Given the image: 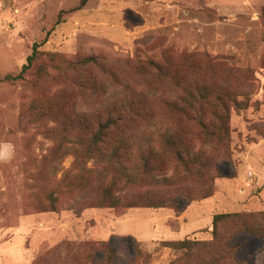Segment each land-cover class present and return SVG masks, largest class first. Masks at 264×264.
Segmentation results:
<instances>
[{
	"label": "rangeland",
	"instance_id": "1",
	"mask_svg": "<svg viewBox=\"0 0 264 264\" xmlns=\"http://www.w3.org/2000/svg\"><path fill=\"white\" fill-rule=\"evenodd\" d=\"M80 2L0 0V79L17 75L37 44L39 51L67 58L98 57L106 72L97 78L112 91L127 86L145 94L156 122L164 117L162 101L193 85L249 98L247 107L230 113L227 148L217 155L208 151L213 195L183 212L92 208V189L62 195L55 212H44L41 204L57 181L75 172L74 158H62L56 173L45 164L53 147L45 131L53 124L33 122L31 102L58 97L61 79L31 74L24 83H0V264H70L71 257L86 258L84 246L110 239L116 264H130L129 244L118 240L125 237L142 244L146 264H167L172 253L161 242L208 239L214 214L264 212V0ZM149 60L162 75L148 67ZM99 72L91 69L93 76ZM69 91L67 106L74 102L81 110L103 96L101 88ZM136 128L138 144L154 143L148 121ZM189 131L197 150L202 140L195 128ZM3 145L10 146L6 156ZM239 242L241 260L264 264L263 240L243 235Z\"/></svg>",
	"mask_w": 264,
	"mask_h": 264
},
{
	"label": "trees",
	"instance_id": "2",
	"mask_svg": "<svg viewBox=\"0 0 264 264\" xmlns=\"http://www.w3.org/2000/svg\"><path fill=\"white\" fill-rule=\"evenodd\" d=\"M86 1L81 0L80 6ZM39 47L34 44L27 63L17 75H6L0 83H24L31 74L38 78L52 73L61 79L58 97L52 94L31 102L32 121L53 124L45 131L53 142L45 164L56 173L61 170L62 158L68 155L74 158L75 172L69 170L57 181L45 204H41L44 212H55L62 195L87 189L94 192L88 202L92 208L171 209L177 214L192 202L213 195L210 185L213 158L208 151L212 149L217 155L227 148L230 113L247 107L249 98L240 100L232 92L214 91L204 85L187 86L182 93L162 101L164 117L156 122L144 102L145 94L127 86L112 91V86L97 78L106 72L98 57L67 58L39 51ZM147 65L163 74L155 62L149 60ZM92 68L100 70L99 74L93 76ZM81 88L92 91L101 88L103 96H98V105L81 110L72 102L68 107L69 90ZM141 121H148L154 143L136 142L134 133L139 131L136 127ZM189 128H195L202 148L195 150L188 141ZM138 188L145 191L122 197V192ZM207 232L209 237L204 240L186 237L161 242L159 246L172 253L167 264H246L239 257L242 246L239 238L248 235L264 241V212L214 214ZM118 240L129 244L130 264H146L140 242L131 237ZM84 248L86 258L71 257L70 264H116L119 260L112 239Z\"/></svg>",
	"mask_w": 264,
	"mask_h": 264
},
{
	"label": "clouds",
	"instance_id": "3",
	"mask_svg": "<svg viewBox=\"0 0 264 264\" xmlns=\"http://www.w3.org/2000/svg\"><path fill=\"white\" fill-rule=\"evenodd\" d=\"M9 150H10V146H8V145H3L2 146L3 155L6 156L8 154V152H9Z\"/></svg>",
	"mask_w": 264,
	"mask_h": 264
}]
</instances>
